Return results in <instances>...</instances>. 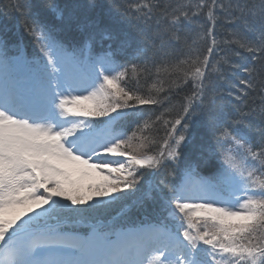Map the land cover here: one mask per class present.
I'll return each mask as SVG.
<instances>
[{"label":"snow or ice","instance_id":"snow-or-ice-1","mask_svg":"<svg viewBox=\"0 0 264 264\" xmlns=\"http://www.w3.org/2000/svg\"><path fill=\"white\" fill-rule=\"evenodd\" d=\"M0 12V264H264V0Z\"/></svg>","mask_w":264,"mask_h":264},{"label":"trees","instance_id":"trees-1","mask_svg":"<svg viewBox=\"0 0 264 264\" xmlns=\"http://www.w3.org/2000/svg\"><path fill=\"white\" fill-rule=\"evenodd\" d=\"M31 2L34 5H37L39 7V10L42 13L47 14L48 12V5L50 4H64L66 0H31ZM0 3H7V0H0ZM33 11H36V8L33 9ZM24 18L23 17H17L14 14H7L5 15L3 12H0V28H3L4 26H7L11 31L8 32V38L12 42H16L18 40L22 41L23 46L25 47L27 53L31 55L32 53V44L30 38L24 33ZM17 25H19V28L17 29ZM226 30L225 26H222L220 24L217 25L216 31L218 35L222 34ZM148 83H151V81H148ZM189 89H186L188 91ZM184 95V92L179 93L177 96L174 97V99H179L181 96ZM159 111V110H157ZM128 131H131V128L128 129ZM219 167L218 161L212 162L211 168H204L201 171L202 176H209L212 171H214L215 168ZM130 219L135 221L136 223L140 222H152L153 217L150 215H145L143 213H138L137 211L133 210L130 214ZM86 229H81V231H85Z\"/></svg>","mask_w":264,"mask_h":264},{"label":"rangeland","instance_id":"rangeland-1","mask_svg":"<svg viewBox=\"0 0 264 264\" xmlns=\"http://www.w3.org/2000/svg\"><path fill=\"white\" fill-rule=\"evenodd\" d=\"M147 223V222H146ZM149 223V222H148ZM87 230V229H86Z\"/></svg>","mask_w":264,"mask_h":264},{"label":"bare ground","instance_id":"bare-ground-1","mask_svg":"<svg viewBox=\"0 0 264 264\" xmlns=\"http://www.w3.org/2000/svg\"><path fill=\"white\" fill-rule=\"evenodd\" d=\"M98 162V161H97Z\"/></svg>","mask_w":264,"mask_h":264}]
</instances>
